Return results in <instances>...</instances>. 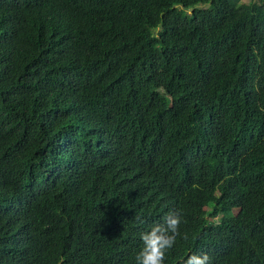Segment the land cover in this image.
Wrapping results in <instances>:
<instances>
[{"label": "trees", "instance_id": "1", "mask_svg": "<svg viewBox=\"0 0 264 264\" xmlns=\"http://www.w3.org/2000/svg\"><path fill=\"white\" fill-rule=\"evenodd\" d=\"M169 191L164 264H264V0H0V264H136Z\"/></svg>", "mask_w": 264, "mask_h": 264}, {"label": "clouds", "instance_id": "2", "mask_svg": "<svg viewBox=\"0 0 264 264\" xmlns=\"http://www.w3.org/2000/svg\"><path fill=\"white\" fill-rule=\"evenodd\" d=\"M23 8L24 7L17 6V9ZM34 12L36 14H45L46 10L42 8L41 13L38 11ZM22 13L32 18L28 8H26V11ZM132 127L138 129L140 133H143V125H133ZM121 182H130L134 186L138 187L139 176L133 166L124 165L122 169ZM118 188H123L126 191L124 187ZM179 201V195L169 191L160 205L158 214H156V220H158V223L153 224L151 227L146 224V227L140 230L138 235L143 247L139 250L135 257L136 264H164L167 251L173 248L177 237L181 236L183 219L182 213L178 208ZM239 208L240 207H235V211L233 209L232 213L234 214L235 212L238 214ZM209 211L213 212V216L209 217L210 219H219L220 210L216 209L212 204L204 203L201 208H198L195 211L193 216L194 222L201 219L203 212ZM136 219L139 223H144L141 217L137 216ZM127 230L128 225L125 226L124 233L118 234L120 238L116 241V245L123 244ZM187 238V234H184L183 239L186 240ZM256 239L257 238H255L253 232H249L246 236V241H254ZM102 257L107 258L109 256L104 253ZM183 264H211V257L208 253L191 252L184 259Z\"/></svg>", "mask_w": 264, "mask_h": 264}, {"label": "rangeland", "instance_id": "3", "mask_svg": "<svg viewBox=\"0 0 264 264\" xmlns=\"http://www.w3.org/2000/svg\"><path fill=\"white\" fill-rule=\"evenodd\" d=\"M242 1L248 3V2L257 1V0H242Z\"/></svg>", "mask_w": 264, "mask_h": 264}]
</instances>
